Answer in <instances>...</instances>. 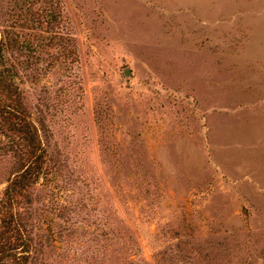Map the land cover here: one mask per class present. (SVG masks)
Here are the masks:
<instances>
[{
	"label": "rangeland",
	"instance_id": "374dc122",
	"mask_svg": "<svg viewBox=\"0 0 264 264\" xmlns=\"http://www.w3.org/2000/svg\"><path fill=\"white\" fill-rule=\"evenodd\" d=\"M40 8L0 0L45 151L29 264H264V0Z\"/></svg>",
	"mask_w": 264,
	"mask_h": 264
},
{
	"label": "trees",
	"instance_id": "16d2710c",
	"mask_svg": "<svg viewBox=\"0 0 264 264\" xmlns=\"http://www.w3.org/2000/svg\"><path fill=\"white\" fill-rule=\"evenodd\" d=\"M48 11L53 0H36ZM16 43L0 34V134L19 148L17 169L0 196V264H29L31 238L23 221V205L30 188L42 174L45 151L38 128L22 101L15 82L20 62L14 57Z\"/></svg>",
	"mask_w": 264,
	"mask_h": 264
},
{
	"label": "water",
	"instance_id": "95a60500",
	"mask_svg": "<svg viewBox=\"0 0 264 264\" xmlns=\"http://www.w3.org/2000/svg\"><path fill=\"white\" fill-rule=\"evenodd\" d=\"M129 73V69L127 68V67H125L124 69H123V74L124 75H127Z\"/></svg>",
	"mask_w": 264,
	"mask_h": 264
}]
</instances>
